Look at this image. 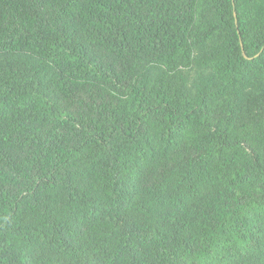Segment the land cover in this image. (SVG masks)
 <instances>
[{
  "label": "trees",
  "instance_id": "1",
  "mask_svg": "<svg viewBox=\"0 0 264 264\" xmlns=\"http://www.w3.org/2000/svg\"><path fill=\"white\" fill-rule=\"evenodd\" d=\"M256 82L264 0H0V264H264Z\"/></svg>",
  "mask_w": 264,
  "mask_h": 264
},
{
  "label": "rangeland",
  "instance_id": "2",
  "mask_svg": "<svg viewBox=\"0 0 264 264\" xmlns=\"http://www.w3.org/2000/svg\"><path fill=\"white\" fill-rule=\"evenodd\" d=\"M184 73L186 74V77H187L189 89H192L193 85L197 81L198 77L200 75L205 74L206 72L205 71H200V70H197V69H192V70L186 71ZM260 85H264V82H256L254 87L256 88V87H258Z\"/></svg>",
  "mask_w": 264,
  "mask_h": 264
}]
</instances>
